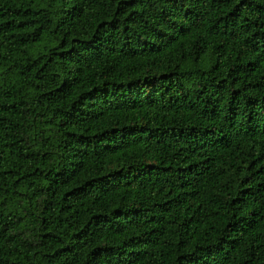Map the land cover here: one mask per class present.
I'll return each mask as SVG.
<instances>
[{
  "label": "trees",
  "instance_id": "trees-1",
  "mask_svg": "<svg viewBox=\"0 0 264 264\" xmlns=\"http://www.w3.org/2000/svg\"><path fill=\"white\" fill-rule=\"evenodd\" d=\"M0 264H264V0H0Z\"/></svg>",
  "mask_w": 264,
  "mask_h": 264
}]
</instances>
